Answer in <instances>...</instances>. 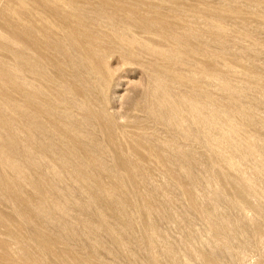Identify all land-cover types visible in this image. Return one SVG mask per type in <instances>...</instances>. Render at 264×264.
<instances>
[{
    "label": "rangeland",
    "instance_id": "1",
    "mask_svg": "<svg viewBox=\"0 0 264 264\" xmlns=\"http://www.w3.org/2000/svg\"><path fill=\"white\" fill-rule=\"evenodd\" d=\"M0 264H264V0H0Z\"/></svg>",
    "mask_w": 264,
    "mask_h": 264
}]
</instances>
